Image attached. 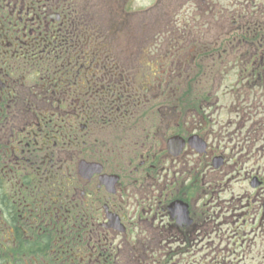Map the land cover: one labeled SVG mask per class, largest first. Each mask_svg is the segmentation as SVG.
Wrapping results in <instances>:
<instances>
[{
  "label": "flooded vegetation",
  "instance_id": "af4514ba",
  "mask_svg": "<svg viewBox=\"0 0 264 264\" xmlns=\"http://www.w3.org/2000/svg\"><path fill=\"white\" fill-rule=\"evenodd\" d=\"M115 1L0 0V264H264V3Z\"/></svg>",
  "mask_w": 264,
  "mask_h": 264
},
{
  "label": "rangeland",
  "instance_id": "374dc122",
  "mask_svg": "<svg viewBox=\"0 0 264 264\" xmlns=\"http://www.w3.org/2000/svg\"><path fill=\"white\" fill-rule=\"evenodd\" d=\"M124 1L125 0H116L114 3H112L111 5H124ZM221 6L222 7H228L229 5V0H221ZM240 0H234L235 5H240ZM256 3H264V0H255ZM131 3V4H130ZM130 5L132 7V12H136L135 15L132 17L133 20L138 21L139 24L141 25H145L147 23H149L150 18L152 17V14L156 17V19L159 16H162L163 14H161V11L163 8L165 7H171L172 4L176 5L175 7H180L179 9H177V12H182V15L184 16V18H187L188 21L190 23H194L195 21H202L205 17L206 21H209V16H204L201 15L202 17L200 18V14L197 16V13H195L194 10V5L191 1H187V0H131L130 1ZM87 5L90 7H96V6H106L108 5V0H106V2H104V0H87ZM157 7V8H156ZM184 7H186V9H184ZM101 11H104L103 8L99 7V12L98 14H96V19L98 21H111V18L109 20H105L103 17H110L109 14H105L104 16L100 14ZM171 14H169V18L170 20L172 19V17L174 16V13L170 12ZM197 17H196V16ZM219 20V19H218ZM160 30H164V27H162L160 25ZM220 33V31H218ZM157 34V32H155ZM207 65V62L205 61L204 63L201 64V72L200 75L202 77H207L210 79V77L208 76L209 74V68H206V72L203 70L204 67ZM203 68V69H202ZM204 73H206L204 75ZM223 76V87H222V91L224 90V88L227 86V84H230V78H224L225 75ZM218 81H220V77L217 78ZM220 84V82L218 83ZM221 93V92H220ZM220 95V94H219ZM224 103L227 102V100H223ZM225 113V111H223V114Z\"/></svg>",
  "mask_w": 264,
  "mask_h": 264
}]
</instances>
